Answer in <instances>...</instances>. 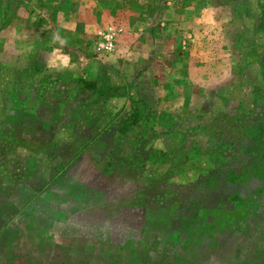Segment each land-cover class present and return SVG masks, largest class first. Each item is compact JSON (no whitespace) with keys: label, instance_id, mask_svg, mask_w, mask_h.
I'll return each instance as SVG.
<instances>
[{"label":"rangeland","instance_id":"1","mask_svg":"<svg viewBox=\"0 0 264 264\" xmlns=\"http://www.w3.org/2000/svg\"><path fill=\"white\" fill-rule=\"evenodd\" d=\"M0 264H264V0H0Z\"/></svg>","mask_w":264,"mask_h":264},{"label":"trees","instance_id":"2","mask_svg":"<svg viewBox=\"0 0 264 264\" xmlns=\"http://www.w3.org/2000/svg\"><path fill=\"white\" fill-rule=\"evenodd\" d=\"M81 81H82L84 89L91 90V91H98L100 93H103V91L98 87L99 82L97 80L84 79Z\"/></svg>","mask_w":264,"mask_h":264}]
</instances>
